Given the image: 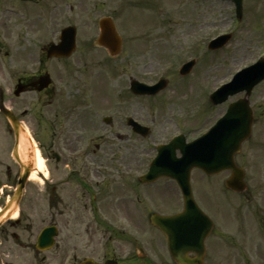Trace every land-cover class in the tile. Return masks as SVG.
I'll list each match as a JSON object with an SVG mask.
<instances>
[{"label":"flooded vegetation","instance_id":"1","mask_svg":"<svg viewBox=\"0 0 264 264\" xmlns=\"http://www.w3.org/2000/svg\"><path fill=\"white\" fill-rule=\"evenodd\" d=\"M160 1L0 0V264H178L151 219L183 212L185 199L169 177L140 179L152 158L138 151L129 155L142 147L152 128L146 136L133 130L129 119L145 126L139 104L127 114L125 95L101 97L94 86L90 93L63 92L77 52L48 58L42 47L32 61L28 39L57 38L66 28L96 38L103 20L112 22L120 37L149 36ZM171 3L170 12L200 39L189 50L202 67L209 29L229 36L227 45L211 52L215 56L242 34L257 30L264 37V0H242L240 18L234 0ZM209 17L221 26L208 29ZM251 44L243 40L240 49L249 54ZM16 54L21 60L15 61ZM130 79V97L150 98L131 94ZM178 122L184 142L192 141L187 120ZM203 122L211 123L207 116ZM227 161L237 175L230 168L215 174L191 170L195 213L185 225L193 219L199 229L203 264H264V109L253 112L249 137ZM185 256L194 258L191 252Z\"/></svg>","mask_w":264,"mask_h":264},{"label":"rangeland","instance_id":"2","mask_svg":"<svg viewBox=\"0 0 264 264\" xmlns=\"http://www.w3.org/2000/svg\"><path fill=\"white\" fill-rule=\"evenodd\" d=\"M179 1L176 0V5ZM170 3L171 0L160 1V15L155 19L151 35L122 37V48L115 58H109L107 53L95 47L96 38L85 37L82 33H78L76 38L77 53L72 60V80L69 83L70 86L63 92L90 93L91 87L94 86L95 93L102 92L101 97L110 98L113 95L111 99H116L118 95H125L122 99L126 100L127 114H130L138 103L144 125L152 128V134L143 141L142 147L133 149L132 155H129L132 157H135L136 151L144 158L151 157L154 141L160 142L163 138L166 139L183 130L176 128L179 120H187L186 125L191 126L193 131L190 137L199 135L205 122H203L204 116L207 118L210 116V121L224 108L223 106L209 107L210 93L228 82L233 74L264 53V37L259 36L258 31L255 30L253 34L247 36L242 34L236 38L237 42L231 43L226 52L216 56L208 55L206 65L203 64V67L197 60V66L189 75L184 78L179 77L177 67L191 57L189 45L194 41V37L197 39L199 37L194 33L195 30L184 26L185 22L174 16V12H170L173 7ZM219 25L221 26L220 23L215 24L211 17L208 18V29ZM214 33L212 29H209L208 38L213 37ZM28 39L32 45V61L37 60L42 45L57 41L56 38L34 35H29ZM249 39L253 41V44L248 54L246 50L240 49V43ZM1 56L0 54V61ZM19 60L21 59L16 54L15 61ZM48 68L53 69L50 63ZM160 77L167 79L169 85L154 98L135 101L129 96L127 88L130 78L151 83ZM251 101V105L257 111L264 109V83L253 90ZM189 126H187L188 130ZM211 188L212 185L207 184V190ZM160 250L162 253V249Z\"/></svg>","mask_w":264,"mask_h":264},{"label":"water","instance_id":"3","mask_svg":"<svg viewBox=\"0 0 264 264\" xmlns=\"http://www.w3.org/2000/svg\"><path fill=\"white\" fill-rule=\"evenodd\" d=\"M69 34V35H68ZM97 44L107 48L110 53L113 55L115 54L120 47V40L116 36L115 30L113 26H109L106 24L102 27V32L99 38L97 39ZM221 45L220 40L213 41L210 44L211 49L219 48ZM75 47V37L74 32L72 30L67 29L64 31L63 36L60 39V43L57 46H51L48 50V56H55V57H62L68 56ZM192 64L188 63L184 66L181 74L187 73ZM264 80V59L257 61L253 66L244 69L237 73L231 82L224 85L220 88L217 92L210 96V99L213 104H220L224 102L228 96H232L234 94L240 93L242 91L246 92V97L250 94L252 88ZM160 87H153L149 88L143 84H137L136 82L132 83L131 90L134 93L138 94H155ZM250 110L248 108L247 100H240L234 104H231L228 108L226 116L220 120L209 132V134L200 137L196 141L192 142L191 144L184 145L180 147L181 158L172 160L174 156V149L176 148L175 142L171 143L169 146H165L163 149H169L170 153H163L164 151L159 149V154L157 158L154 160L153 164H159L161 161H164V158H170L169 161L172 162L170 164L172 169L175 167H181L185 170L183 171L184 174L188 177L189 172L192 168H200L207 173L216 172L218 168L222 166L224 168L229 167L227 164L219 165L216 161L212 160L213 158H218L220 155H224L227 157H231L234 149H237L235 146L238 143L236 139L234 141V148H214L210 144V134L216 131L226 132V130H230L235 134H240V132L244 130L243 118H250ZM229 119L232 122L226 124L225 121ZM242 122V123H241ZM249 129V126H247ZM245 130V132L248 130ZM142 134H145L143 131ZM233 149V150H231ZM218 155V156H217ZM217 156V157H216ZM182 172V173H183ZM154 173V170H150L147 174L145 180ZM181 172H176L178 176L172 174L171 172H167L168 176H171L177 180L179 185L181 186L183 192L185 193L184 189V181L179 174ZM188 196L189 190H188ZM187 212L173 216L168 218H159L156 217L154 220V224H156L160 230L165 234L167 237L168 248L173 256V258L179 264H200L201 262V255H202V241L196 235V225H190L189 229H185V220L187 218ZM177 225V226H176ZM187 235L190 239L187 241ZM188 245L190 250H192L196 254V258L193 260H186L183 255L186 252L187 248L185 246Z\"/></svg>","mask_w":264,"mask_h":264}]
</instances>
